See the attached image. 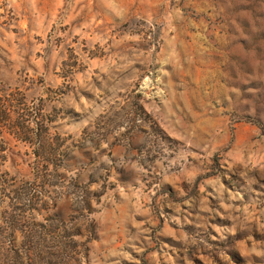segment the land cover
<instances>
[{"label": "rangeland", "instance_id": "obj_1", "mask_svg": "<svg viewBox=\"0 0 264 264\" xmlns=\"http://www.w3.org/2000/svg\"><path fill=\"white\" fill-rule=\"evenodd\" d=\"M0 146V264H264V0H0Z\"/></svg>", "mask_w": 264, "mask_h": 264}, {"label": "crops", "instance_id": "obj_2", "mask_svg": "<svg viewBox=\"0 0 264 264\" xmlns=\"http://www.w3.org/2000/svg\"><path fill=\"white\" fill-rule=\"evenodd\" d=\"M121 181L122 180L118 179V182H121ZM107 199L108 198H105V202L107 201ZM129 202H130V198H124V203H129ZM120 207L118 206L117 203H113V205L110 206V210L104 208V210L101 212V215L104 214V217H108L110 219H124V217H125L124 214H128V213H127V210H124L122 208L119 209ZM102 217H103V215H102Z\"/></svg>", "mask_w": 264, "mask_h": 264}, {"label": "trees", "instance_id": "obj_3", "mask_svg": "<svg viewBox=\"0 0 264 264\" xmlns=\"http://www.w3.org/2000/svg\"><path fill=\"white\" fill-rule=\"evenodd\" d=\"M4 150H5L4 146H0V151H4ZM9 155H11V153H10ZM37 155H38V153H37ZM7 157H8V154L3 155V156L0 157V160H1V161H0V167L4 165V163H5ZM14 164H15V162H14V160H12V161L10 162V166H11V165H14ZM59 166H62V165L60 164Z\"/></svg>", "mask_w": 264, "mask_h": 264}]
</instances>
